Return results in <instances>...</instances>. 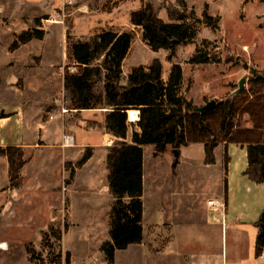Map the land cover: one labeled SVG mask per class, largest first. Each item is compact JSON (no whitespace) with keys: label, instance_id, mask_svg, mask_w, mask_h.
<instances>
[{"label":"rangeland","instance_id":"374dc122","mask_svg":"<svg viewBox=\"0 0 264 264\" xmlns=\"http://www.w3.org/2000/svg\"><path fill=\"white\" fill-rule=\"evenodd\" d=\"M131 1L0 0V109L3 100L6 104L9 102L10 107L13 105L7 112L17 109L13 114L22 116L20 122L24 121L26 134L28 124L37 121L33 131L34 149L21 147L23 159H26L24 172L22 168L17 177L11 178L7 158L0 157V244L4 243L6 247L0 248V264H64L61 237L71 226L73 228L66 236L67 245L74 252L75 262L85 264L90 258V249L85 243L87 238L82 235L95 227L92 217H99L96 211L101 213L112 204V196L106 188L107 147H96L89 166L82 170L77 167L78 155L39 151L48 140L41 139L42 132H47L45 122L50 115H60V130L68 126L64 112L71 105L63 85L64 75L76 71L70 52L74 42L87 41L103 30L131 32L132 50L123 62L124 73L139 64L147 67L155 58L161 61L165 73L172 63H179L183 75L180 94L196 108L212 100L234 96L242 80V89L249 90L251 79L264 78V0H183L186 12L193 17L187 21L192 24L194 34L185 43L176 45L171 61L169 51H152L142 40L141 28L131 24L128 14ZM181 1L139 0L140 7L150 4L164 22H170L169 8L182 9ZM205 11L218 19L217 29L203 22ZM114 22L117 23L115 29L109 24ZM35 29L42 31V39L33 38L25 44L20 38L21 33H33ZM196 54L207 61L189 63ZM250 68L255 69L254 74ZM7 93L13 95V100L8 99ZM2 110L6 111L5 108ZM247 121L244 118L242 124ZM79 126L83 127L82 124ZM67 129L61 131L62 136L70 135ZM81 131L77 130L79 136ZM9 140L0 137V145L16 146ZM149 150H152L150 145L145 149L147 160ZM159 165L164 167L165 160L162 159ZM3 168L6 174L3 172L2 175ZM54 183L59 185L58 200L47 191ZM74 184L85 190L72 193L73 188L78 190ZM192 188H186L176 199H196ZM72 194L77 198H72ZM206 198L202 196L204 203ZM76 200L91 205V208L77 209L74 217L79 222L77 225L70 220L72 203ZM56 201L60 205L54 209ZM107 225L104 223L102 229L99 228L104 236L108 232ZM91 246V259L95 260L98 245L94 239Z\"/></svg>","mask_w":264,"mask_h":264},{"label":"trees","instance_id":"16d2710c","mask_svg":"<svg viewBox=\"0 0 264 264\" xmlns=\"http://www.w3.org/2000/svg\"><path fill=\"white\" fill-rule=\"evenodd\" d=\"M181 8L168 9L170 22L157 17L150 4L130 15L131 24L141 28L146 45L155 52L169 51V61L176 45L185 43L194 34L192 24L187 21L193 17L186 12L183 0ZM202 19L217 29V18L205 11ZM42 36V31L35 29L33 33L22 32L20 38L28 42ZM132 38L129 31L103 30L87 41L74 42L70 52L76 71L64 75V91L71 107L77 110L108 108L106 123L116 137L127 136V111H139L136 122L139 132L133 131L132 143L119 142L107 147L108 191L112 196L110 241L101 245L107 264H113L115 250L142 240L143 146L153 145L155 155L166 152L168 146L174 154L177 151L178 156L172 163L174 169L182 146L203 144L204 162L213 165L214 151L220 143L239 144L246 147V175L253 182L264 184V78L251 79L249 90L242 89L232 97L216 101L213 109L201 113L180 94L183 75L178 63H172L165 82L162 63L155 58L147 67H132L122 84V62ZM206 61L198 54L189 59L191 64ZM4 117L1 112L0 121ZM244 118L250 127L242 124ZM91 154V149H86L77 167ZM3 156L7 158L10 177H17L26 163L21 147L0 146V157ZM255 226L258 229L256 254H259L264 247V208ZM64 264H72L69 252L65 253Z\"/></svg>","mask_w":264,"mask_h":264},{"label":"crops","instance_id":"0c3cea01","mask_svg":"<svg viewBox=\"0 0 264 264\" xmlns=\"http://www.w3.org/2000/svg\"><path fill=\"white\" fill-rule=\"evenodd\" d=\"M136 1L132 0L129 4L131 9L128 12L129 20L131 12L140 7L139 0ZM150 3L154 6L152 2ZM109 24L113 26V29L116 28L117 23L114 22L115 25ZM30 42L32 40L24 43L29 44ZM131 50L132 43L126 57L130 55ZM142 65L146 66L145 64ZM129 71L124 73L122 68V84H125ZM169 72L170 69L165 73L164 66L162 67L164 82L167 80ZM9 98L13 100L14 97L12 94H8ZM7 103L5 100L2 101V109L5 108L6 111L0 109V113L6 115L0 121V137L10 139V144L18 147L34 149L33 131L37 121L28 124V134H26L24 121L20 122L22 116L19 118V113L13 114L17 111L14 108L7 112L8 108L13 107V105L10 107L9 102ZM20 103L22 104V101ZM108 111V108L103 107L77 110L70 106L64 112V120H68V126H64L63 130L58 127L60 115H50L45 122L47 132H42L41 139L47 138L48 140L46 145H41L43 147L39 151L41 153L52 150L57 153L63 151L66 153L65 156L72 154L80 156L77 160L79 161L88 148L91 149L92 153L98 146L108 147L119 142L132 143L133 131L139 132L136 126L139 111H127L128 131L126 138L116 137L108 128L106 123ZM130 111H137V118H131ZM80 124L83 127H80ZM244 126L250 127L251 124L247 122ZM65 128H68L66 132L71 136V143L69 144H64V136L61 133V131H65ZM78 129L82 130L81 136L77 133ZM150 146H152V150H149L148 160L145 156L147 146L142 147V240L139 243L130 244L123 250H115L113 264H264V247L262 253L256 254L258 229L255 226V222L264 208V184L253 182L245 173L247 168L246 147L233 143H220L214 151L215 164L206 165L203 144L192 143L179 149L177 165L172 169L176 155L172 152L171 147L168 146L166 152L155 155L154 146ZM92 157L91 154V157L79 167V170L89 166ZM226 158L228 162H226ZM162 159L165 160V166L161 168L159 164L162 163ZM25 165L22 172H24ZM2 170V175L3 172L6 174L5 169ZM48 170H51V167H48ZM74 185L78 187V190L73 188L72 193L85 190L78 184ZM57 186L59 185L54 183L47 189L49 193H52V198L56 200L59 197ZM191 186L193 187L191 192L196 199L192 201L176 199L179 193H185L186 188L190 189ZM106 188L108 189V184ZM203 195L207 197L205 203L202 199ZM198 197H201L200 200ZM72 198L77 197L72 194ZM208 200H211L213 205H208ZM56 202L54 209L60 205L58 201ZM75 203L78 206H74ZM83 206L91 208V205L85 201H73L70 213L72 224H79L74 217L77 209ZM109 207L111 208V204H108L105 209L103 208L101 213L96 211V215L99 217H92L93 223L96 224L95 227H92L90 233L85 236L82 235L83 238H87L88 241L85 243L90 249V258L85 264H107L101 245L105 241H110V237L108 232L106 236L101 234L99 228L102 229L104 223L109 224ZM72 228L71 226L68 228L69 230L64 232L61 241L63 252H69L71 263L77 264L74 252L66 242L67 232ZM107 229L109 230V226ZM93 239L98 245L95 260L91 259ZM81 242L84 241L81 240Z\"/></svg>","mask_w":264,"mask_h":264},{"label":"water","instance_id":"95a60500","mask_svg":"<svg viewBox=\"0 0 264 264\" xmlns=\"http://www.w3.org/2000/svg\"><path fill=\"white\" fill-rule=\"evenodd\" d=\"M247 66V65H246ZM250 72L252 73V74H254L255 73V69L254 68H250ZM243 80L240 82V84H239V91H241L242 90V88H243ZM238 91V92H239ZM158 97V96H157ZM215 105H216V101H214V100H212V101H210V102H207L204 106H201V107H199V108H196L199 112H205V111H208V110H210V109H213L214 107H215ZM175 155L176 156H178V152L177 151H175Z\"/></svg>","mask_w":264,"mask_h":264},{"label":"built area","instance_id":"2783aa9c","mask_svg":"<svg viewBox=\"0 0 264 264\" xmlns=\"http://www.w3.org/2000/svg\"><path fill=\"white\" fill-rule=\"evenodd\" d=\"M63 138H64V144L71 143V136H64ZM207 204L208 205H213V202L211 200H208Z\"/></svg>","mask_w":264,"mask_h":264},{"label":"bare ground","instance_id":"6f19581e","mask_svg":"<svg viewBox=\"0 0 264 264\" xmlns=\"http://www.w3.org/2000/svg\"><path fill=\"white\" fill-rule=\"evenodd\" d=\"M137 116H138V112L137 111H130V117L131 118H137ZM0 248H5V244L1 243L0 244Z\"/></svg>","mask_w":264,"mask_h":264}]
</instances>
